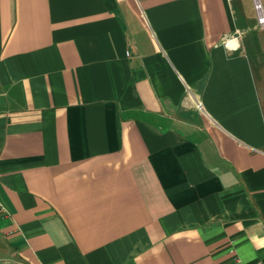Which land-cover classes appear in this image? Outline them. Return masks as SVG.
<instances>
[{
  "label": "crops",
  "instance_id": "crops-1",
  "mask_svg": "<svg viewBox=\"0 0 264 264\" xmlns=\"http://www.w3.org/2000/svg\"><path fill=\"white\" fill-rule=\"evenodd\" d=\"M243 22L230 0H0L1 252L264 260V25Z\"/></svg>",
  "mask_w": 264,
  "mask_h": 264
},
{
  "label": "rangeland",
  "instance_id": "rangeland-1",
  "mask_svg": "<svg viewBox=\"0 0 264 264\" xmlns=\"http://www.w3.org/2000/svg\"><path fill=\"white\" fill-rule=\"evenodd\" d=\"M230 2L232 13L233 15H235V17H238V22L241 23L245 21L243 23L247 25L248 23H251L252 20H254V22L256 23V28L261 31V27H259L258 23L255 21V11L253 10L254 0H230ZM262 2H264V0H262ZM245 29L247 28H244L243 30ZM244 36L246 35L241 33V37L243 38ZM15 259L16 258L12 256L10 251L3 250L1 252L0 250V264H21Z\"/></svg>",
  "mask_w": 264,
  "mask_h": 264
},
{
  "label": "built area",
  "instance_id": "built-area-1",
  "mask_svg": "<svg viewBox=\"0 0 264 264\" xmlns=\"http://www.w3.org/2000/svg\"><path fill=\"white\" fill-rule=\"evenodd\" d=\"M253 8L256 12V16H257V22L260 25H264V2H262V0H254L253 2ZM197 106L202 109L203 105L201 104V102H197ZM4 211L5 207L3 205V203L0 201V211ZM236 261H238V259L236 258ZM255 264H264V260H257V262Z\"/></svg>",
  "mask_w": 264,
  "mask_h": 264
}]
</instances>
